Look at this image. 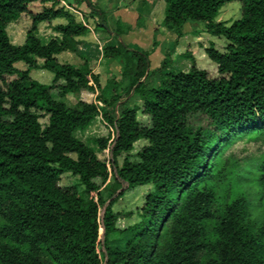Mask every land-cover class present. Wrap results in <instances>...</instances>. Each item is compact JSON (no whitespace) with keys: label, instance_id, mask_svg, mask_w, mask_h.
Segmentation results:
<instances>
[{"label":"trees","instance_id":"obj_1","mask_svg":"<svg viewBox=\"0 0 264 264\" xmlns=\"http://www.w3.org/2000/svg\"><path fill=\"white\" fill-rule=\"evenodd\" d=\"M162 2V25L177 39L187 22L203 23L207 34L225 39V52L213 45L204 50L216 66L215 78L186 54L188 72L174 70L170 54L151 72L155 43L140 52L118 41L101 55L120 61L122 82L112 79L102 87L90 55L79 49L89 30L62 0H0V264H264V219L253 218L254 202H264V159L248 170L259 188L250 200L251 188L237 189L246 168L233 156L223 158L237 141H264V0ZM232 2L240 3L241 18L229 26L215 22ZM67 6L86 11L109 31L104 13L90 0ZM22 16L29 17L30 28L25 43L13 46L6 29ZM57 19L65 24L52 28L54 38L42 42L35 36L40 24ZM120 31L118 24L109 33L119 40ZM63 53L81 64L60 63ZM39 61L53 77L50 85L30 77ZM17 63L28 70H17ZM153 76L158 82L150 86ZM82 92L95 95L96 102L78 100L71 107L63 102ZM131 93L140 106L126 101ZM98 102L111 111H100ZM100 112L116 133L111 180L106 162L75 137ZM139 141L147 145L119 165ZM95 144L103 152L108 141ZM66 175L78 184L60 185ZM123 186L151 190L138 210L139 222L118 230L122 215L112 206L124 196ZM101 207L103 258L97 252Z\"/></svg>","mask_w":264,"mask_h":264},{"label":"rangeland","instance_id":"obj_2","mask_svg":"<svg viewBox=\"0 0 264 264\" xmlns=\"http://www.w3.org/2000/svg\"><path fill=\"white\" fill-rule=\"evenodd\" d=\"M99 8V6L97 7ZM33 12L38 10V7H32ZM104 13V12H103ZM105 15V24L106 28L109 30L107 31L105 28H100L97 26L96 18H93L92 22H88L87 24L95 33H102L103 43L109 40V35L113 32L116 28V21L112 18L108 13H104ZM241 18V5L239 2H232L229 4L224 5L215 19L217 23H224L227 26L232 24L233 22L239 20ZM87 21V20H86ZM30 28V19L28 16H22L16 22H12L8 25L6 31L9 37V40L13 46H21L25 43L26 34ZM100 29V30H98ZM183 32L185 33V38L181 41V45L179 48V55L175 54V48H173L170 53L171 60H172V68L174 69V62H184L187 64V68L191 64V60L188 59L187 56H191L198 69L204 70L208 72L209 76L215 78L217 76L216 73V66L211 63L208 58L205 56L204 50L209 47V45H213L214 48L223 53L225 52L227 42L224 38H216L206 33L205 26L203 23L200 22H187L183 27ZM35 36L39 38L42 42H47L51 38L55 37V33L52 31V27H47L45 25H40L38 27ZM199 38L197 43L196 40ZM119 40H115L112 38L111 43L116 44ZM105 44V43H104ZM94 49L91 51V68L93 73L95 74L96 71L99 70L100 75V85L104 87L109 80H112L114 73L110 72V69H113V72H116V78L113 80L121 81L120 73L122 71V65H120V61H116L114 66L110 65L105 58H101L100 51L96 48L95 45H91ZM186 54V55H185ZM194 54V55H192ZM60 60V61H59ZM59 62L63 64H70L74 66H78L81 64V60L71 54V55H60ZM39 67L36 70L30 71V77L37 81L42 85H50L52 81V75L41 69L42 62L39 61ZM15 68L19 71H27L28 68L22 64L17 63L15 64ZM180 68V67H178ZM176 70V69H174ZM177 71H187L177 69ZM110 72V73H109ZM122 82V81H121ZM158 82L157 76H153L149 82L150 86L156 85ZM121 89H119V93L121 95L125 94V84L121 83ZM109 98V97H108ZM78 100H82L88 103L96 102V96L92 95L87 92H82L79 95H68L63 102L67 106H74ZM109 100V99H108ZM129 100V105L133 106H140V102L137 96H134L132 93L126 99ZM99 106V110L104 112L111 111L110 108H105L101 102L97 103ZM116 109V108H115ZM138 120L143 124L147 125L148 120L146 117L142 116L140 113L138 114ZM45 120H41L42 124H45ZM75 137L86 144L87 146L91 147L96 153L99 160L104 161L107 163L108 169L110 171V180L114 178L115 173L111 167V156L109 153V146L112 145L113 141L115 140L116 133L115 130L110 127L103 119L101 112L100 115L95 119V121L90 125V127L85 130L84 132H77L75 133ZM104 139L108 141L107 149L103 152H99L98 146L95 144V141ZM147 142L139 141L134 145V150L129 154L123 155L118 159V164L121 165L124 158H129L133 160V156L137 151H139L142 147L146 146ZM233 156L234 159L240 161V165L246 168L244 172V176H242L241 185L238 186V190L246 191L251 188V193L249 194L250 200H255L256 196L259 194V188L257 187L256 182V174L255 172L249 174L248 170H254L255 166L253 163L259 162L260 160L264 159V141L261 140H254L245 138L243 140L235 142L226 152L224 153V160ZM255 171V170H254ZM246 181H243L245 180ZM110 182V181H109ZM78 180L70 175L63 176L60 181V185L62 186H70V185H77ZM124 196L112 206V211L114 213L121 214L122 217L119 218L116 228L118 230H124L130 226H133L139 222L138 219V210L141 208L144 202L145 196L151 190L150 186L139 187L134 190L125 191V186L122 187ZM103 197L106 198V193L103 192ZM261 204V202H254L256 208L253 211V218L262 221L264 219V202H262L261 206H257ZM104 209L101 207L98 214V222L99 224L102 223ZM103 229L100 228L99 230V238L97 242V252L99 253L100 257L103 258L104 256V248H103Z\"/></svg>","mask_w":264,"mask_h":264},{"label":"crops","instance_id":"obj_3","mask_svg":"<svg viewBox=\"0 0 264 264\" xmlns=\"http://www.w3.org/2000/svg\"><path fill=\"white\" fill-rule=\"evenodd\" d=\"M70 1L71 0H62V5L66 10L68 8L67 3ZM90 2L95 8L99 6V8L97 9L101 10L104 13L106 12L108 14H111L110 16L116 21L115 30H117V25L119 24V26L121 27L120 32H123L119 38V42L123 43L130 49L140 52H148L152 50L154 43L156 44L153 53L149 56V70L151 72L160 68L162 62L166 59L168 54H170L171 56L172 53H170V51L173 48H175V54L180 56L181 52H179V48L181 45V41L183 40V38H185V33L182 32V38L177 39L176 35L173 32L168 31L163 27L162 23L164 20V3L162 2V0H90ZM83 12L85 13V15H77L71 11L69 12L76 19V22L81 23L89 30V33L85 37L79 39V41L81 42L79 46L81 52L89 56L92 49H94L91 45H95L100 53L104 47L108 45H115L111 43L113 38L112 33L111 35H109V40L104 42L105 44L102 42V33L93 32V30L87 24L88 22H92L93 19L89 17L86 11L83 10ZM64 24L65 21L63 19H57L54 20L51 24L43 23L40 25H45L47 27L53 28L54 26ZM126 27L129 29V31L124 32L123 28ZM197 41H199V38L196 40V42L193 43H197ZM176 42L177 45L175 46ZM63 54L71 55V53ZM59 56L57 57L58 60ZM101 58H103L102 55ZM106 60L110 62V65L112 66H114V63H117L116 61L108 59ZM180 61L181 60H179V62L177 63L174 62V69H176V71L177 69L187 70L181 71L184 73L188 72L191 64L188 69L187 64L184 63L186 61ZM109 71L114 73L112 74V79L117 77V75L115 74L116 72H113V69H110ZM95 75H100L99 70L96 71ZM116 81L118 82V80Z\"/></svg>","mask_w":264,"mask_h":264},{"label":"built area","instance_id":"obj_4","mask_svg":"<svg viewBox=\"0 0 264 264\" xmlns=\"http://www.w3.org/2000/svg\"><path fill=\"white\" fill-rule=\"evenodd\" d=\"M67 11H71V12H73V13H75V14H77V15H80L81 13L79 12V11H77V10H74V9H71V8H67ZM110 148H111V145L109 146V153H110ZM110 156H111V153H110ZM107 164V163H106ZM99 223V222H98ZM100 228L102 229V223L101 224H99V230H100Z\"/></svg>","mask_w":264,"mask_h":264}]
</instances>
